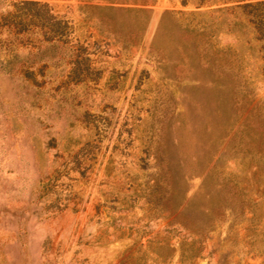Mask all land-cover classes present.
<instances>
[{
    "label": "rangeland",
    "instance_id": "obj_1",
    "mask_svg": "<svg viewBox=\"0 0 264 264\" xmlns=\"http://www.w3.org/2000/svg\"><path fill=\"white\" fill-rule=\"evenodd\" d=\"M245 1L0 0V264H264Z\"/></svg>",
    "mask_w": 264,
    "mask_h": 264
},
{
    "label": "trees",
    "instance_id": "obj_2",
    "mask_svg": "<svg viewBox=\"0 0 264 264\" xmlns=\"http://www.w3.org/2000/svg\"><path fill=\"white\" fill-rule=\"evenodd\" d=\"M237 7L241 8V13L246 19V23L250 24L252 27V33H253V39L256 40H263L264 39V0H246L245 2L241 3L240 5H236ZM86 58H82L80 56V53H73V62L72 66L75 67L80 61L83 62ZM72 67V69H74ZM208 141L209 138L204 140L201 144L202 148L207 147L206 152L209 154L210 146L208 147ZM202 156H198V162L199 159ZM203 189V188H202ZM200 198L205 199V203H203V207L207 208V206L217 204L219 203L220 199L213 196L211 193V190L207 187V185H204V189L202 192H200ZM194 240L190 241V244L188 247L182 249V252L180 253V260H190L194 257L196 253V248L193 247Z\"/></svg>",
    "mask_w": 264,
    "mask_h": 264
}]
</instances>
